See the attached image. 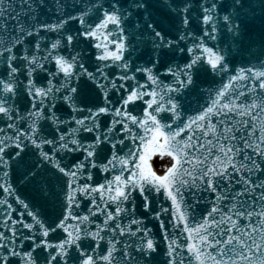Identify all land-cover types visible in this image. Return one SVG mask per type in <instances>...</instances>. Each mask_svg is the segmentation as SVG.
I'll return each mask as SVG.
<instances>
[{"label": "snow or ice", "instance_id": "obj_1", "mask_svg": "<svg viewBox=\"0 0 264 264\" xmlns=\"http://www.w3.org/2000/svg\"><path fill=\"white\" fill-rule=\"evenodd\" d=\"M44 3L19 0L26 17L21 20L12 16L13 0H0V114L11 121L5 127L14 130L8 134L0 128V190L14 195L10 175L31 152L36 159L24 173L28 181L43 169L52 173L49 179L59 184V212L48 220L16 195L22 207L16 219L13 205L0 199L10 233L0 231V264H117V254L123 264H140L133 253L146 256L158 244L144 226L146 218L137 216L138 197L160 220L166 264H264V63L234 68L230 50L220 44L224 36L239 39L250 0H169L155 9L150 0H95L88 5L93 15L61 13L64 18L52 23L37 19ZM259 6L264 25V0ZM194 9L198 36L190 30ZM145 13L143 32L153 48L180 53L184 63L161 66L159 57L148 66L133 62L135 37L127 25L133 15ZM69 20L83 30L71 33L65 27ZM41 30H54L56 39L49 44ZM77 35L94 42L100 66L93 71L74 54ZM53 61L55 71H49L46 64ZM159 67L171 79H162ZM201 71L235 74L215 92L211 105L186 116L178 97ZM37 72L47 79L37 80ZM20 90L30 97L23 114L14 99ZM88 92L102 99L86 107ZM58 95L70 109L68 119L56 114ZM105 116L111 118L106 126ZM102 142L110 152L98 163ZM72 153L80 158L65 162ZM164 158L169 164L157 172L154 161ZM97 171L105 175L97 177ZM161 195L154 211L151 203ZM37 249L42 255L34 254Z\"/></svg>", "mask_w": 264, "mask_h": 264}, {"label": "water", "instance_id": "obj_2", "mask_svg": "<svg viewBox=\"0 0 264 264\" xmlns=\"http://www.w3.org/2000/svg\"><path fill=\"white\" fill-rule=\"evenodd\" d=\"M24 179H26V177H23ZM21 182H22V180H20ZM22 192V191H21ZM25 194L27 195V193L25 192ZM44 197H42V199H43Z\"/></svg>", "mask_w": 264, "mask_h": 264}]
</instances>
